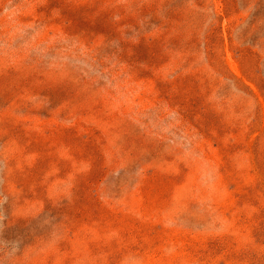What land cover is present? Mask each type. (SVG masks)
Wrapping results in <instances>:
<instances>
[{
  "label": "rangeland",
  "instance_id": "rangeland-1",
  "mask_svg": "<svg viewBox=\"0 0 264 264\" xmlns=\"http://www.w3.org/2000/svg\"><path fill=\"white\" fill-rule=\"evenodd\" d=\"M0 264H264V0H0Z\"/></svg>",
  "mask_w": 264,
  "mask_h": 264
}]
</instances>
